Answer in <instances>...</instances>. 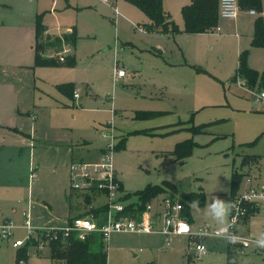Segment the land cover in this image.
Here are the masks:
<instances>
[{
  "label": "rangeland",
  "instance_id": "374dc122",
  "mask_svg": "<svg viewBox=\"0 0 264 264\" xmlns=\"http://www.w3.org/2000/svg\"><path fill=\"white\" fill-rule=\"evenodd\" d=\"M182 1L166 2L179 29L178 22L183 23ZM46 3L49 13H41V22L47 32L57 35L65 32L67 24L76 27L78 43L74 50L69 47L66 55L73 54L75 64L36 68L32 64L26 74L22 71L20 75L2 72L0 115L12 123L25 120L29 129L30 123L37 121L41 136L71 146L88 142L103 148V134L109 128L116 138L115 145L122 142L113 154L114 168L123 187L121 196L134 195L148 185L163 182L173 183L179 194L202 190L205 206L191 211V230L226 227L232 171H248L249 167L242 165L244 155L259 157L257 167L261 172L264 169V102L256 104L249 94L260 92L257 86L238 85L241 79L236 72L239 56L247 52V66H254L253 70L262 74L264 47L252 48L246 31H228L221 26L226 22L221 19L217 32L160 36L139 32L138 25L142 27L146 18L140 10L136 11L142 19L126 14L121 5L131 6L125 1L118 2L120 18H115L108 7L89 5L75 6L69 11L71 17L58 19L59 1ZM42 36L47 35L42 32ZM62 48L55 56L61 54ZM42 57L51 55L44 51ZM115 64L127 72L122 83L112 80ZM30 78L33 85L29 84ZM63 86H72L78 99L63 93L59 89ZM142 113L159 115L135 117ZM191 127H201V132L193 134ZM188 140L195 143L191 155L182 162L176 161L175 146ZM250 170L255 174L257 168ZM172 194L151 200V214L156 208L161 213L167 199L176 202L170 197ZM213 197L229 205L223 223L212 215ZM136 201L131 196L124 203ZM103 202L101 199L92 206ZM9 222L14 228L8 238L0 241V259L14 264L15 249L11 244L22 241L24 246L26 233L21 223ZM31 226L35 233L38 229ZM235 230L241 237L257 240L264 233V209ZM165 239L156 232L113 234L106 242L107 264H228V251L233 254L230 264H264V250H242L225 238L205 237L199 241L171 236L169 247L165 246ZM198 243L204 246V255L195 250ZM33 252L27 253L26 264H50L45 249Z\"/></svg>",
  "mask_w": 264,
  "mask_h": 264
},
{
  "label": "crops",
  "instance_id": "0c3cea01",
  "mask_svg": "<svg viewBox=\"0 0 264 264\" xmlns=\"http://www.w3.org/2000/svg\"><path fill=\"white\" fill-rule=\"evenodd\" d=\"M58 1L61 4L57 14L58 19H68L71 17L69 11L75 10V6L85 7L89 5L90 7L91 5L108 7L113 15V8H116L119 15H114V17L120 18L121 12L118 2L123 0ZM162 1L163 10L170 17L169 8L166 4L167 0ZM189 3L190 0H183L180 4V10ZM46 4V0H0V74L4 71H13L18 75L23 71L26 74L27 69L32 66L33 22L36 15L42 12L49 13ZM130 6L122 4L121 8L126 14L142 19V16L136 11L138 9L131 4ZM256 16L250 15L246 11H241L235 20H224L226 22H223L221 26L228 31H246L248 37H250L251 44ZM145 18L143 24H141L142 27L150 23L146 16ZM170 20L172 21L171 17ZM41 24L44 27V35L49 37H59L63 34H70L74 29L76 30L75 26L67 24L65 32L55 35L47 32V26L42 22ZM139 25V32L145 33L144 28L139 27ZM178 25L181 27L179 30H182L183 23L179 21ZM211 32L213 33V31ZM249 32H252L250 36ZM152 33L160 36L170 35ZM78 40L79 38L77 37L76 45ZM28 46L30 47L28 48ZM251 68L253 70L255 67L250 65ZM115 69L124 68H118L115 64L112 71L113 82L122 83L127 78V72L125 77L116 78L114 75ZM29 84H34L31 78L29 79ZM72 99L76 100L78 97L75 98L73 93ZM0 101H3L1 89ZM37 126L38 122L34 121L30 123L29 129L28 122H25V120L23 122L17 120L12 123V121L0 115V222L12 221L22 225L25 218L29 216L30 224L38 230L58 228L68 223L69 218L85 213L88 208L80 197V193L69 189V164L72 161L88 162L97 160L102 150V145L97 148L88 142H82L71 146L68 143H63L65 141L41 136ZM253 157L258 158L259 165L260 158L257 156ZM254 166L257 165L250 167L253 168ZM121 188L123 187L121 186ZM101 199L104 202L100 205H103L105 197L100 194L94 197L92 203L97 204ZM159 214L160 212L156 208L154 214H152L155 221ZM241 223L245 222L242 221ZM156 225L157 228H161L159 222ZM20 247H11L15 249L14 264H18L20 261L26 264V261L22 259L15 261L16 251ZM40 248L29 247L27 253L34 251L33 253L37 254L40 251H44L42 247ZM0 262L7 264L2 259H0Z\"/></svg>",
  "mask_w": 264,
  "mask_h": 264
},
{
  "label": "trees",
  "instance_id": "16d2710c",
  "mask_svg": "<svg viewBox=\"0 0 264 264\" xmlns=\"http://www.w3.org/2000/svg\"><path fill=\"white\" fill-rule=\"evenodd\" d=\"M140 10L149 20V24L144 25L146 32H157L160 34L174 35L179 32L185 34H202L209 33L216 29L219 23V0H190V3L181 8V16L183 21V28H179L170 20V17L163 10L162 0H123ZM241 11L253 10L256 13L254 21V30L250 46L252 48L264 47V0H237ZM34 45H33V67H58L66 66L72 67L75 64V57L72 54L67 56L63 62L59 63L56 60V54L61 51L62 45L65 44L70 48L75 47L77 42L76 30H72L70 34H63L59 37H43L42 32L44 27L41 24V14L34 18ZM44 51L49 52L52 56L49 58L42 57ZM247 52L240 55L237 65V77L246 81L249 87H258V90H264V72H258L250 69L246 64ZM69 98H73L72 86H63L59 88ZM156 113H142L137 114V119L153 118L158 116ZM193 134L201 132V127H191L189 129ZM146 134V132H143ZM169 134V133H166ZM116 145L115 149L121 148ZM195 143L192 140L184 141L175 146L174 157L176 161L182 162L191 155ZM242 165L248 167L258 165V158L244 155L242 157ZM243 174L234 170L230 177L231 195L236 192L242 181ZM174 193L170 195L171 198L177 200L183 208V214L191 225V211L193 208L203 209L205 206L206 195L202 190L197 192L180 193L176 186L171 182H163L161 185H148L144 190L136 192L134 195H126L122 200H128L131 196H135L137 201L127 205L125 208V215H139L150 204L151 200L159 195L167 193ZM84 204L88 207L86 212L71 217L68 219L70 224L75 218H84L92 216L98 226H101L105 220L106 206L105 204L94 207L92 201L95 196L99 195L96 190L90 193H80ZM178 196V198L176 197ZM255 215V210H250L247 216L243 219L246 222L250 217ZM35 234L29 238L24 246L16 251L15 261L22 259L26 261L27 250L29 247H38L41 245L45 249L47 258L50 264H107L106 242L100 233H91L83 241L77 238L75 233L63 234L61 231L47 232ZM46 235V236H45ZM229 249V248H228ZM231 252L227 253V263L230 264Z\"/></svg>",
  "mask_w": 264,
  "mask_h": 264
},
{
  "label": "built area",
  "instance_id": "2783aa9c",
  "mask_svg": "<svg viewBox=\"0 0 264 264\" xmlns=\"http://www.w3.org/2000/svg\"><path fill=\"white\" fill-rule=\"evenodd\" d=\"M115 16L119 15L116 8H113ZM241 12L237 0H219V19L235 20ZM250 15H256L253 10L248 11ZM218 27L214 29L217 32ZM68 48V49H67ZM69 46L63 47L61 54L56 56L57 62L61 63L69 54ZM114 75L116 78L125 77L126 72L123 69H115ZM241 88H245L246 81L241 79L237 82ZM254 93L249 91L253 96L255 103L264 102V91ZM74 97L77 94L74 92ZM108 133L103 134L104 147L102 148L99 158L95 161H72L69 164V189L78 193H90L93 189L98 194L105 197L106 214L104 223L98 226L96 220L92 216L84 218H75L65 226L58 228H43L41 231L57 232L63 234L75 233L77 238L83 241L91 233H100L105 242L108 241L113 234L127 233H142L151 234L159 233L165 239V246L169 247L171 236H188L196 240H201L205 237L225 238L230 244H238L242 250L250 249L251 247L258 250H264L257 245L256 241L251 238L241 237L236 233V226L239 225L247 216L250 210H255V214L264 209V169L261 172L257 166L256 173L251 172V167L243 174L240 187L234 192L231 197V208L229 214V224L224 227L227 229L223 232L222 229L211 230L208 226H203L195 230H191V226L187 218L183 214L182 205L176 202H170L168 199L163 203V210L156 218V221L151 214V206L147 204L145 209L138 215H125V207L123 196H121L122 188L118 180L117 173L114 168L113 154L115 151V136L112 135V130L107 128ZM242 186V187H241ZM161 225L160 230H157L156 223ZM14 226L9 221L0 223V240H5L11 235ZM24 229L25 242L33 236V229L28 220V217L22 223ZM46 236V235H45ZM234 237V242L230 239ZM23 245L22 241H14L11 244L12 248H17ZM42 247L38 245V248ZM195 250L199 255H204L206 250L204 246L198 243ZM18 264H24L23 261Z\"/></svg>",
  "mask_w": 264,
  "mask_h": 264
},
{
  "label": "clouds",
  "instance_id": "9594fccd",
  "mask_svg": "<svg viewBox=\"0 0 264 264\" xmlns=\"http://www.w3.org/2000/svg\"><path fill=\"white\" fill-rule=\"evenodd\" d=\"M210 208L214 218H216L219 222L223 223L229 213V205L223 200L213 197ZM222 231L226 232L227 229L224 228L222 229ZM230 239L233 242L235 240L234 237H230ZM256 243L259 247L264 248V233L260 234V237L257 239Z\"/></svg>",
  "mask_w": 264,
  "mask_h": 264
}]
</instances>
